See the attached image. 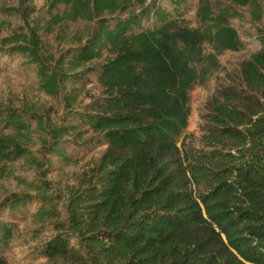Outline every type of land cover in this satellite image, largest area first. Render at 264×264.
<instances>
[{"label":"trees","instance_id":"16d2710c","mask_svg":"<svg viewBox=\"0 0 264 264\" xmlns=\"http://www.w3.org/2000/svg\"><path fill=\"white\" fill-rule=\"evenodd\" d=\"M36 0H19L2 8L27 19ZM147 0H53L63 3V21L99 20L96 31L69 60L74 71L106 53L86 72L96 74L101 88L79 120L101 136L106 149L95 167L67 195L65 218L50 208L55 234L40 255L60 264H264V29L259 49L239 64L236 75L218 88L207 103L199 146L187 143L189 92L209 71L219 68L216 53L243 46L230 26L231 14L214 15L209 0H199L205 31L189 28L165 9ZM189 0H168L174 8ZM254 9L259 0H229ZM29 4V6H26ZM134 5L138 9H130ZM127 12L112 27L102 17ZM152 21L151 27L144 23ZM2 46L26 56L38 67L40 89L56 96L67 76L47 66L40 55L36 28L0 39ZM50 57L46 61H50ZM202 61L206 66L200 68ZM63 58L57 62L62 71ZM66 107L76 96L69 94ZM0 124L29 133L23 114L6 110ZM43 126L40 124V129ZM65 125L52 128L54 154L67 159L60 144ZM12 136L0 138V164L26 157L28 151ZM42 201L49 183L33 188ZM19 208L31 197H14ZM48 211V210H47ZM45 209L39 214L48 213ZM2 241L10 229L1 227ZM74 241L73 243L71 241ZM0 264H6L0 260Z\"/></svg>","mask_w":264,"mask_h":264},{"label":"rangeland","instance_id":"374dc122","mask_svg":"<svg viewBox=\"0 0 264 264\" xmlns=\"http://www.w3.org/2000/svg\"><path fill=\"white\" fill-rule=\"evenodd\" d=\"M52 1H34V13L24 19L20 15H8L1 11L2 8L18 6L19 0H0V39L17 34L20 30L28 34L31 28H36L41 40L40 55L44 62L49 68L67 76L58 95H47L40 89L38 67L29 64L26 56L12 52L11 46L4 47L0 43V116L6 110H14L23 114L30 127L29 133H17L0 124V138L12 136L22 142L28 151L26 157L0 164V260L6 264H60L40 255L43 244L55 234L52 226L54 220L48 217L49 210L52 208L60 220H64L69 190L76 187L87 172L95 167L106 149L101 136L83 125L78 117L80 113L88 112L87 107L92 100L101 94L96 74L86 71L101 65L106 53L103 52L101 59L93 60L74 71L69 69V60L96 31L99 20L63 21L57 26H50L54 16H64L70 10L63 3L51 9ZM152 2L165 9L172 17L183 21L189 28L205 31L209 26L200 20L199 0H189L178 9L171 6L168 0L146 1L147 5ZM209 2L214 15H218L221 10L230 12L232 17L229 18V24L236 30L243 47L235 52L216 53L210 46H203V54L214 55L219 68L209 71L189 92L190 117L185 136L187 143L196 147L202 136L201 125L207 113V103L218 88L227 84V74L236 75L239 64L259 49L256 37L258 30L264 29V0L258 1L259 20L254 19V9L250 6H236L229 0ZM132 8L138 9V6L134 5L130 9ZM126 17L127 12L105 14L102 19L112 27L118 20ZM151 25L152 21L144 23L146 28ZM49 57L50 61H46ZM62 58L64 64L61 71L57 68V62ZM202 66H206L204 61L200 68ZM69 94L76 96L70 109L65 104ZM40 124L43 126L42 130ZM61 125L70 128L60 144L67 159L54 154L49 136L52 128ZM45 183H49L51 191L46 195L47 201H42L38 197L41 194L33 188L44 187ZM14 197H31L32 201L23 207L10 208ZM41 208L48 210V213L39 214L38 210ZM2 226L11 231L6 242L2 241Z\"/></svg>","mask_w":264,"mask_h":264}]
</instances>
